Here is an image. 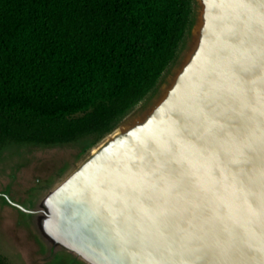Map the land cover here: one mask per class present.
<instances>
[{
    "label": "water",
    "instance_id": "95a60500",
    "mask_svg": "<svg viewBox=\"0 0 264 264\" xmlns=\"http://www.w3.org/2000/svg\"><path fill=\"white\" fill-rule=\"evenodd\" d=\"M238 3L193 0L155 91L38 189L25 212L49 257L264 264V15Z\"/></svg>",
    "mask_w": 264,
    "mask_h": 264
},
{
    "label": "trees",
    "instance_id": "16d2710c",
    "mask_svg": "<svg viewBox=\"0 0 264 264\" xmlns=\"http://www.w3.org/2000/svg\"><path fill=\"white\" fill-rule=\"evenodd\" d=\"M192 18L193 0H0V149L97 140L155 91Z\"/></svg>",
    "mask_w": 264,
    "mask_h": 264
},
{
    "label": "rangeland",
    "instance_id": "374dc122",
    "mask_svg": "<svg viewBox=\"0 0 264 264\" xmlns=\"http://www.w3.org/2000/svg\"><path fill=\"white\" fill-rule=\"evenodd\" d=\"M95 140L89 136L75 142L49 146H13L8 143L4 149H0H3L0 153V186L10 182L13 192L23 196L32 186L49 181L51 172L64 168L72 157L84 152L87 144ZM11 216V208L0 207V231L4 233L0 232V255L5 257L8 264H46L43 247L24 238L20 245L11 237L14 233L22 236L19 227L11 230Z\"/></svg>",
    "mask_w": 264,
    "mask_h": 264
},
{
    "label": "flooded vegetation",
    "instance_id": "af4514ba",
    "mask_svg": "<svg viewBox=\"0 0 264 264\" xmlns=\"http://www.w3.org/2000/svg\"><path fill=\"white\" fill-rule=\"evenodd\" d=\"M7 145L8 144H6L4 146H7ZM12 145L13 146H33V145L49 146V145H44V144H31V143H24V144L12 143ZM52 145H56V144H52ZM2 150H0V153ZM74 157H72L70 161H72ZM58 171L59 170H54L53 172H51L49 177H48V180L53 175H56L58 173ZM44 182L45 181H43V183ZM42 185L43 184H40V185L36 184L35 186H32L30 188V190L26 194H24L23 196H17L13 192L12 184H10V182H8L6 185H4L2 187L0 186V207L1 206H4V207L7 206V207L11 208V215H12L11 216V230L16 226L19 227L21 230L22 236L19 234H15V233L11 234V237L15 241H19V244L21 245V244H23V238L26 240H30V241L33 240L38 245L43 247L45 250V256H44L45 261H44V263H46V264H66V263H64L65 261H59V256L49 257L48 249L46 248L43 240L41 239L40 235L38 234V232L36 231V229L34 228L32 223L30 222V220H29V218L25 212V208H27L30 205V203L33 201V198L36 196L38 189H40L42 187ZM0 232L4 235V233L2 231H0ZM68 264H77V263H74L71 261Z\"/></svg>",
    "mask_w": 264,
    "mask_h": 264
},
{
    "label": "snow or ice",
    "instance_id": "6c2138e0",
    "mask_svg": "<svg viewBox=\"0 0 264 264\" xmlns=\"http://www.w3.org/2000/svg\"><path fill=\"white\" fill-rule=\"evenodd\" d=\"M238 6L244 9H247L249 11L253 10H259L262 15H264V0H260L259 3H257V0H239ZM238 70L241 72L242 76H250L254 71L257 70V67L255 65L251 66L248 69H240L239 66H237ZM253 82L248 79L242 80V84L247 87L249 90H251V84ZM261 87L264 88V82L261 83ZM229 163H232L237 168L239 167V164L235 161H229ZM242 177L243 181H247L248 177L246 173H238Z\"/></svg>",
    "mask_w": 264,
    "mask_h": 264
}]
</instances>
